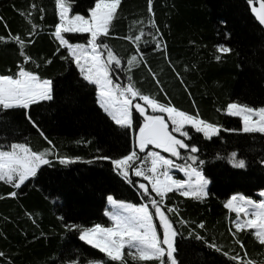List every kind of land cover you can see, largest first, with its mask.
Here are the masks:
<instances>
[{"label": "trees", "instance_id": "trees-1", "mask_svg": "<svg viewBox=\"0 0 264 264\" xmlns=\"http://www.w3.org/2000/svg\"><path fill=\"white\" fill-rule=\"evenodd\" d=\"M33 2L46 12L37 11L33 16L40 25L39 35L33 37L35 42L27 49L41 67L36 69L34 64L28 67L54 80L55 99L33 105L29 110L15 109L0 114V149L7 150L13 142L28 143L34 150L50 147L27 119L30 113L56 145L59 155L80 159L61 165L53 156L51 165L44 166L20 190L0 182V251L6 253V257L0 258V264H8V260L14 264H62L69 258L88 264L103 254L80 241L77 233L67 232L59 217L63 216L64 222L89 227L95 223L110 226L104 215L107 195L139 202L135 188L122 182L109 161L88 163L97 155L119 156L130 151L131 135L125 136L106 118L95 101L93 87L78 84L75 65L70 68L67 61L54 55L58 42L49 34L58 22L54 0H0V17H3L0 36L7 37L10 30L12 34L28 38L30 26L18 10L30 11L29 5ZM72 3V14L87 15L88 9L94 6V0H72ZM153 7L156 24L167 42V55L184 77L191 95L168 66L166 54L152 51L151 47L144 49L148 63L159 75L168 96L158 93V85L145 67L134 70V80L146 94H158L161 102H167L170 97L181 110L190 113L198 110L203 119L221 126L220 133L211 140L193 130L194 142L200 148L198 155L205 161L201 168L210 180L209 196L197 201L170 194L168 200L169 206L176 204L189 222L183 227L176 225L181 233L177 237L179 260L182 264H233L208 244L215 242L229 253L243 254L229 231H235L236 216L224 203L233 194L257 200V194L264 191V163L261 162L264 161V135L226 131L242 128V122L218 109L226 108L230 102L256 108L264 106V31L252 18L247 0H153ZM148 15L147 0H122L112 36L106 42L124 58L125 67L134 45L123 37L130 32L139 34L141 27L154 32L147 25ZM141 19L144 24L133 23ZM67 37L72 42H86V35L67 34ZM221 44L233 51L218 53L216 46ZM217 55L221 56L219 61ZM20 59L14 43L0 41V73L8 69L16 71ZM46 59L53 62L45 65ZM186 67L190 70L186 71ZM121 82L126 84V78L122 76ZM233 151L238 153V158L245 159V168H236L229 162L227 157ZM14 190L19 195L9 196ZM201 221L205 222V229L198 228ZM193 230L205 239L190 236ZM251 232L245 230L239 233V238L249 255L264 264V248ZM128 264L137 262L129 258Z\"/></svg>", "mask_w": 264, "mask_h": 264}, {"label": "snow or ice", "instance_id": "snow-or-ice-1", "mask_svg": "<svg viewBox=\"0 0 264 264\" xmlns=\"http://www.w3.org/2000/svg\"><path fill=\"white\" fill-rule=\"evenodd\" d=\"M54 4L58 22L54 24V31L49 33L58 42L54 55L67 61L70 68L75 65L78 70V84L85 88L93 87L95 101L106 118L122 130L125 136L131 135L130 151L119 156L97 155L88 163L109 161L122 182L135 188L139 197V202H127L114 198L112 194L107 195L110 210H105L104 215L111 222L110 226L95 223L89 227L64 222V217L60 216L62 226L67 232L77 233L80 241L103 254V257L89 260L88 264H128L129 258L137 264H182L178 256L177 240L181 233L176 225L179 223L183 227L189 222L183 218L176 204L169 206L168 200L171 198L170 194L197 201H203L209 196L210 180L201 168L205 161L198 155L200 148L194 142V133L211 140L220 133L221 126L203 119L198 110L195 113L181 110L172 103L170 97L167 102H161L158 94H146L134 80V70L145 67L158 85V93L163 92L168 96L159 75L148 63L144 49L151 47L152 51L166 54L168 66L191 95L184 77L167 55V42L154 18L153 0H147V25L155 31L141 27L139 34L130 32L123 37L134 45L133 53L126 59V67L124 58L106 42L112 36L122 0H94V6L88 9L87 15L72 14V0H54ZM247 4L258 24L264 26V0H247ZM29 9L28 12L18 10L30 26L27 39L18 33L12 34L10 30L7 37L0 36V41L11 42L17 46L21 58L16 65V71L8 69L6 73H0V114L15 109L29 110L33 105L55 99L54 80L45 78L39 71L28 67L30 64H34L36 69L41 67L40 62L34 60L27 49L35 42L33 37L39 35L40 25L35 23L33 16L37 11L46 12L34 2L29 5ZM40 19L43 20L44 16L41 15ZM133 23L144 24V20ZM221 23L226 24V21ZM4 24L7 27L6 21ZM261 30L264 31V28ZM67 34H86V42H72L71 37L66 38ZM227 35L230 37L231 34ZM216 50L220 54H230L233 51L231 47L222 44L217 45ZM220 59L221 56L217 55L216 60ZM52 62L51 59L44 61L45 65ZM185 70L190 69L186 67ZM122 76L126 78V84L121 82ZM218 111L239 117L242 122V128L225 129L226 131L264 135V106L256 108L230 102L226 108ZM27 119L50 147L34 150L28 143L13 142L7 146V150L0 149V182L16 190L36 178L44 166H50L53 156L61 165H69L80 159L59 155L56 145L45 135L30 113L27 114ZM150 146L152 150H149ZM227 159L236 168L246 167L245 159L238 158L236 151L231 152ZM173 170L183 173L187 179L176 178ZM136 178H142L143 182ZM8 195L17 197L19 192L14 190ZM259 195L264 197V191ZM224 207L236 213L235 231H229L243 254L229 253L215 242L208 246L221 252L233 264H261L249 255L239 233L253 230L251 234L255 241L264 248V199L254 200L243 194H233L224 203ZM28 215L31 216V213ZM33 222L35 223L34 219ZM197 226L200 229L206 227L203 221ZM189 235H194L197 240L205 239L195 230ZM205 243L208 241L205 240ZM4 257L6 253L0 251V258ZM8 264L14 262L8 260ZM62 264H81V260L69 258Z\"/></svg>", "mask_w": 264, "mask_h": 264}, {"label": "rangeland", "instance_id": "rangeland-1", "mask_svg": "<svg viewBox=\"0 0 264 264\" xmlns=\"http://www.w3.org/2000/svg\"><path fill=\"white\" fill-rule=\"evenodd\" d=\"M138 115V114H137ZM239 118V117H238ZM240 119V118H239ZM178 135V134H177ZM149 150H152L151 149V146H150V148H149ZM157 151H161V150H158V149H156ZM163 155H168L167 153H162ZM173 174L176 176V174H178V176H180V178H183V179H187V177H184V175H183V173H177V171L176 170H173ZM132 175H134V174H132ZM139 179H141L142 180V178H139ZM259 199L258 200H260V199H264V197H261L260 195H259V197H258ZM107 210H110V206L107 204ZM234 213V212H233ZM235 215H236V213H234ZM241 216H242V218H244L243 217V214H241ZM233 224H234V222H233Z\"/></svg>", "mask_w": 264, "mask_h": 264}, {"label": "water", "instance_id": "water-1", "mask_svg": "<svg viewBox=\"0 0 264 264\" xmlns=\"http://www.w3.org/2000/svg\"><path fill=\"white\" fill-rule=\"evenodd\" d=\"M258 6V5H257ZM249 7V6H248ZM249 11H250V7H249ZM250 14H251V16H252V18L256 21V19L254 18V16L252 15V13H251V11H250ZM256 23L258 24V21H256ZM259 25V24H258ZM260 26V25H259ZM260 28L262 29V28H264V26H260ZM263 166H264V164H263Z\"/></svg>", "mask_w": 264, "mask_h": 264}]
</instances>
